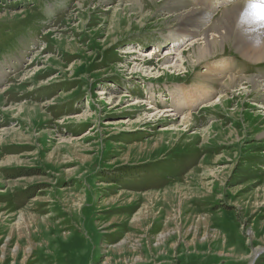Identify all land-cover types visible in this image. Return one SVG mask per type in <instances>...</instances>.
Masks as SVG:
<instances>
[{
	"label": "rangeland",
	"instance_id": "obj_1",
	"mask_svg": "<svg viewBox=\"0 0 264 264\" xmlns=\"http://www.w3.org/2000/svg\"><path fill=\"white\" fill-rule=\"evenodd\" d=\"M217 1L0 0V264H264L254 19L189 58L247 3Z\"/></svg>",
	"mask_w": 264,
	"mask_h": 264
},
{
	"label": "bare ground",
	"instance_id": "obj_2",
	"mask_svg": "<svg viewBox=\"0 0 264 264\" xmlns=\"http://www.w3.org/2000/svg\"><path fill=\"white\" fill-rule=\"evenodd\" d=\"M232 1H234V0L217 1V3H219L217 5H221L222 6V5L228 4L229 2H232ZM246 1H247V3H241V2L240 3H233V9H231L229 11L227 10L228 12L226 13V16H225V17H228L227 27H226V31H225L226 33L220 32V29H218L216 27H213V28H216V30H214L215 36L208 37V35L204 34L205 35L204 38L202 37L203 40H201L198 43V45H192L191 46L194 49L192 50L191 57H189L190 60H192L191 58H193V59H195L196 61L199 62V60H203V59H206L208 57H211V55H213V53H216L219 50L223 49L222 44L225 42L226 38H228L227 35H231L232 32H233L232 29H230V26H231L232 23H235V21H233L232 19H239L240 17H243L245 21H249L250 18H252L254 20L251 21V22H248L247 24H243L242 25V28L240 29V31L239 30H236L237 33L235 34L234 41L239 46H241V44H243V43H245V45H247L246 47H245V45L243 46L245 48V50H243L242 52H243V54H245V56L250 57L249 59H251V60L253 59L254 61L255 60H259V61H262L263 60L264 61V2H263V6H262V4H260V5L257 4V3H262L261 0H246ZM251 2H257V3H251ZM244 4H249V7L246 6L248 8L245 9V10L242 8L244 6ZM222 13H224V9H223V12ZM187 14H188V12H187ZM190 17H193V16H190ZM230 18H232V19H230ZM184 22H186V21H184ZM210 32H211V30H210ZM188 33H190V32H188ZM201 33H202V31H201ZM248 42L254 44L255 46H252V44H249ZM239 46H238V50H240V47ZM171 47L172 48H175L174 46H171ZM130 53L131 54H135L134 52H130ZM175 56L178 57L177 55H175ZM175 58H173V60ZM178 61L180 62V60H177V59H175V61H171V60L170 61H167V59H165L164 65L167 66L165 68H167V69H171V68H176L177 69V67L180 68V66L178 65ZM181 62H180V64H182ZM146 64L149 65L150 63H146ZM184 66H185V64H184ZM229 76H231V75H229ZM246 81H248V87H245L244 88V90H245L244 92H247L248 90H250V88L253 90L252 91L253 94H256V92H259L260 93L261 91L264 92V84L260 85L258 82H256V83L255 82H250L249 79L246 80ZM220 82H222V80H220ZM235 85H237V84L234 82V80L229 78V80L225 84H223V86H222L223 88L222 89H232V88H234ZM191 89H194V91H197V88H195V87H192ZM232 90H234V89H232ZM241 91H242V89H241ZM209 92H204L200 97H193L192 94H190V93H187L186 94V91L184 89L179 88V89H176V91L172 92L171 96H172L173 99H175V101H179V102L181 101L182 98L186 99V98H190L191 97L192 98V101L191 102L194 105L197 101H199L202 97L206 96ZM174 95H175V97H178V98L176 99L174 97ZM262 95H264V93H262ZM123 98H125V97H121L120 99H123ZM226 101L227 100H223L222 102L220 101L221 104H219V105L222 106L223 108L225 106L227 107V105H228L227 103L228 102H226ZM131 105L132 106H136L137 105V102H135V103H133ZM190 118H192V117L191 116H188L187 117V115H186V120H187L186 122H190ZM236 137L238 139L239 136H236ZM160 192L159 193H154V195L160 194ZM146 208H147V206H146ZM146 208H144V211H147L148 210ZM144 211L142 210V212H143V215L142 216L147 215V213H144ZM142 212H140V214H142ZM140 214L138 216L136 215V217L133 218L134 219V222L135 221L136 222H140L139 221L141 219L140 218L141 217ZM21 219L24 220L23 217H22V215H21ZM139 225H141V224H139ZM165 238H166V233L165 232L164 233L162 232L161 235H159V237H157V242L158 243H161ZM125 242H126V240H124L122 243H119V245L116 246L117 247V250L122 249L123 248L122 246H123V244ZM263 251H264V247H262L261 249L256 250L254 252V256H257L259 253L261 254V252H263ZM137 259H140V257L137 258ZM106 264H108V262H106Z\"/></svg>",
	"mask_w": 264,
	"mask_h": 264
}]
</instances>
